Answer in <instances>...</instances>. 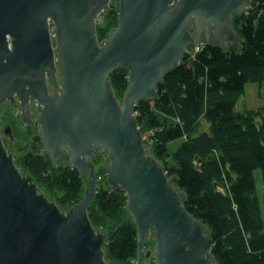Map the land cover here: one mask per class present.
<instances>
[{"label":"water","instance_id":"water-1","mask_svg":"<svg viewBox=\"0 0 264 264\" xmlns=\"http://www.w3.org/2000/svg\"><path fill=\"white\" fill-rule=\"evenodd\" d=\"M110 1L0 0V103L16 96L21 120L31 124L35 102L34 139L51 163L70 165L83 180L88 173L79 201L61 209L17 167L0 135V264H108L106 236L87 214L100 172L126 195L135 264H217L205 225L145 149L132 104L156 98L187 46L238 51L231 15L250 0H118L116 27L100 42L96 21ZM118 67L128 80L121 102L109 80ZM97 151L105 159L99 167L91 161Z\"/></svg>","mask_w":264,"mask_h":264},{"label":"trees","instance_id":"trees-1","mask_svg":"<svg viewBox=\"0 0 264 264\" xmlns=\"http://www.w3.org/2000/svg\"><path fill=\"white\" fill-rule=\"evenodd\" d=\"M118 0H111L96 21L100 42L116 27ZM238 51L202 44L189 45L181 60L156 85L154 99L132 104L145 149L160 162L184 194L188 214L210 233V253L217 264H264V218L254 170H261L264 189V103L236 109L248 82L264 83V0H250L243 13H233ZM116 98L126 90L127 69L109 72ZM30 132L13 128L11 150L17 167L29 174L50 200L67 210L77 203L86 182L70 165L55 166ZM180 140L170 149L169 143ZM104 153L97 151L98 166ZM126 195L110 188L100 172L87 214L95 229L106 236L108 264H134L136 228L127 212ZM153 235L146 246H153Z\"/></svg>","mask_w":264,"mask_h":264},{"label":"flooded vegetation","instance_id":"flooded-vegetation-1","mask_svg":"<svg viewBox=\"0 0 264 264\" xmlns=\"http://www.w3.org/2000/svg\"><path fill=\"white\" fill-rule=\"evenodd\" d=\"M232 16H233V13L231 15V19H232ZM232 30H234L233 27H232ZM56 80L59 81L57 75H56ZM49 90H50V87H49ZM0 104L2 105V109H0L1 111L0 112V135L2 137V140L5 146H8L9 148L14 147V143L12 142L14 140L13 128L15 125L19 127L21 130L30 132V135H29L30 140L33 141L35 145L41 146V143L34 139V135L35 134L39 135V130H40V126L38 124L35 125V120L39 114L38 105L35 102L30 103V119L32 121L30 124V123H26L21 120L19 109H18L19 103H18L16 96L14 97L13 102L8 100L6 103H0ZM5 129H8L10 132L6 133ZM91 161H92V156H91ZM87 175L88 173L86 172L84 181L86 180Z\"/></svg>","mask_w":264,"mask_h":264},{"label":"rangeland","instance_id":"rangeland-1","mask_svg":"<svg viewBox=\"0 0 264 264\" xmlns=\"http://www.w3.org/2000/svg\"><path fill=\"white\" fill-rule=\"evenodd\" d=\"M99 20V17L97 18ZM264 103V83L259 86L257 83L254 82H248L244 86V92L238 99L236 103V109L237 110H243L245 108H256ZM0 109H2V105L0 104ZM1 112V111H0ZM15 141L13 140L12 143ZM180 140H173L169 143L170 149H174L178 144ZM15 144V143H14ZM6 148L13 149V147L9 148L6 146ZM11 151V150H9ZM105 160L99 164L96 167H99L100 165H103ZM88 176V175H87ZM254 178H255V183H256V190H257V195L259 197V201L261 204L262 212H263V218H264V189L261 181V170L259 168L254 170ZM87 179V177H86ZM86 182V180H85ZM153 246H146L145 249L149 248V250H153ZM152 257L150 256L148 260H151ZM135 264V263H134Z\"/></svg>","mask_w":264,"mask_h":264},{"label":"built area","instance_id":"built-area-1","mask_svg":"<svg viewBox=\"0 0 264 264\" xmlns=\"http://www.w3.org/2000/svg\"><path fill=\"white\" fill-rule=\"evenodd\" d=\"M201 45H202V44H195V45H192V46H193V51H194V50H195V51L199 50V48H200Z\"/></svg>","mask_w":264,"mask_h":264}]
</instances>
